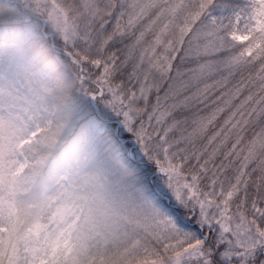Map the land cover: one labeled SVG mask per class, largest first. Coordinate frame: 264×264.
I'll return each mask as SVG.
<instances>
[{
	"label": "snow or ice",
	"instance_id": "obj_1",
	"mask_svg": "<svg viewBox=\"0 0 264 264\" xmlns=\"http://www.w3.org/2000/svg\"><path fill=\"white\" fill-rule=\"evenodd\" d=\"M57 8L129 189L123 264H264V0Z\"/></svg>",
	"mask_w": 264,
	"mask_h": 264
},
{
	"label": "rangeland",
	"instance_id": "obj_2",
	"mask_svg": "<svg viewBox=\"0 0 264 264\" xmlns=\"http://www.w3.org/2000/svg\"><path fill=\"white\" fill-rule=\"evenodd\" d=\"M16 1L23 11L12 21L22 25L0 27L18 29L14 38L4 36L8 40L0 41L4 259L6 264L9 256L10 264H55L59 259L78 263L89 250L128 243L122 217L129 189L95 116L86 108L88 101L70 63L60 59L55 69L64 68L62 85H75L81 93L73 112L77 117L73 120L67 113L56 122V114L45 102L54 81L47 70L33 63L26 38L34 27L41 29L44 24L65 46L57 8L62 0Z\"/></svg>",
	"mask_w": 264,
	"mask_h": 264
},
{
	"label": "trees",
	"instance_id": "obj_3",
	"mask_svg": "<svg viewBox=\"0 0 264 264\" xmlns=\"http://www.w3.org/2000/svg\"><path fill=\"white\" fill-rule=\"evenodd\" d=\"M22 11L23 10L20 11L17 5L6 4L4 1L0 2V27L12 26L14 28H19L22 24L19 21L12 20H17L18 17H20V14H22ZM5 21L6 23L2 24V22ZM37 21H40L41 23L43 22L41 19H38ZM9 28L5 30H0V41L8 39L11 40L12 38H14V32L18 29L16 30ZM46 32V28H44L42 31L40 28L34 27L32 33H30V35L26 38L29 50L34 55L33 63L47 70L54 81V84L51 86V88L46 94L45 102L51 107L54 114H56V122L63 121V118L66 116L67 113H71L70 118L74 120V118L77 117V114L74 115L73 112L78 109L77 106H79V102L77 97L81 96V93L78 91L75 85H62L60 79L64 74V72L62 71L64 68H55L56 65H59L57 61L60 59L70 63L73 68L75 66L73 63H71L69 58L64 55L65 46H62V43L58 39V37L54 35V33L52 34V32ZM50 34H52V37L50 36ZM4 36H7L8 39L4 38ZM16 37L19 39V37H22V35L18 34V36ZM51 38L53 40L54 45H51ZM68 74L69 73L66 72V75ZM86 108L88 109L89 114L91 116H95V114L89 107L88 102L86 103ZM94 118H96V116ZM76 121H78V119H76ZM127 246L128 243H108L101 248L89 250L78 263H72L65 259H59L57 260L58 262H56L55 264H123L122 260H120V255Z\"/></svg>",
	"mask_w": 264,
	"mask_h": 264
},
{
	"label": "water",
	"instance_id": "obj_4",
	"mask_svg": "<svg viewBox=\"0 0 264 264\" xmlns=\"http://www.w3.org/2000/svg\"><path fill=\"white\" fill-rule=\"evenodd\" d=\"M4 1L9 2V3H16L15 0H4ZM51 44H53V42H51Z\"/></svg>",
	"mask_w": 264,
	"mask_h": 264
}]
</instances>
